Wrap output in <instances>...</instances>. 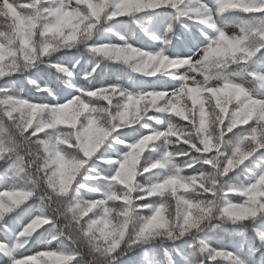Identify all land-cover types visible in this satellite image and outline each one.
Listing matches in <instances>:
<instances>
[{"label": "snow or ice", "instance_id": "6c2138e0", "mask_svg": "<svg viewBox=\"0 0 264 264\" xmlns=\"http://www.w3.org/2000/svg\"><path fill=\"white\" fill-rule=\"evenodd\" d=\"M0 21V264H264V0Z\"/></svg>", "mask_w": 264, "mask_h": 264}, {"label": "trees", "instance_id": "16d2710c", "mask_svg": "<svg viewBox=\"0 0 264 264\" xmlns=\"http://www.w3.org/2000/svg\"><path fill=\"white\" fill-rule=\"evenodd\" d=\"M163 19V17L161 16H157L155 17V21L156 22H160ZM145 22L146 23H152V21H149L147 19V17H145ZM3 22L0 21V24H2ZM133 29H135V31H133ZM161 29H163L161 27ZM114 31H121L123 34L132 37V38H136L137 36H143V33L140 32V30L138 28L135 27V25H124V26H116V28L114 29ZM186 32V29H184L181 24H177V29H176V36L173 38L174 40L176 39H180L182 37V34ZM113 33H107V35H112ZM145 39H147L145 37ZM213 223H217V221H214ZM224 227H229V230H231V226L229 225H224Z\"/></svg>", "mask_w": 264, "mask_h": 264}]
</instances>
